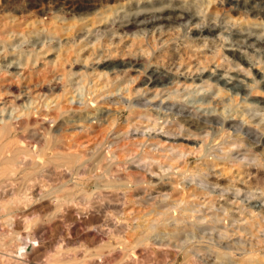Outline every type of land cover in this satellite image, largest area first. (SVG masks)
Masks as SVG:
<instances>
[{
	"label": "rangeland",
	"instance_id": "1",
	"mask_svg": "<svg viewBox=\"0 0 264 264\" xmlns=\"http://www.w3.org/2000/svg\"><path fill=\"white\" fill-rule=\"evenodd\" d=\"M32 1L0 0V121L33 110L36 114L29 125L22 123L13 137L18 144L11 147H25L21 151L41 160L48 157L51 166L38 170L40 178L34 183L20 177L0 182V264H201L196 256L207 264H264V0H91L96 1L93 8L75 13L58 7L65 6L64 1L84 0H37L42 4L34 8L28 6ZM161 6L186 9L195 18L149 29L120 27L127 19L124 14L150 13ZM203 25L213 29L197 37L194 30ZM240 54L250 62L247 70L244 64L235 65ZM142 66L165 72L173 82L167 88L142 85L147 77ZM212 71L229 72L227 77L246 74L249 95L244 98L227 87L219 91L207 79H193ZM138 101L150 104L135 105ZM170 103L227 121H244L246 130L240 135L241 131L216 125L199 137L184 136L193 140L174 144L183 142L192 150L177 158L179 148H170L173 137L167 134L178 127L167 120L172 114L165 106ZM104 111L108 114L102 116ZM146 111L159 120L139 115ZM73 115L79 120L75 125L85 124L83 130L54 131ZM66 142L80 145L78 164L86 167L72 177H62V164L47 156L64 151ZM146 151L154 158L141 160ZM244 155L256 157L248 160ZM141 172L151 184L142 182ZM37 186L44 187L42 194L30 196L28 192ZM182 195L192 203L186 204L189 209H171L169 214L181 215L179 220L188 224L189 231L196 227L199 237L185 250L168 244L140 245L137 238L145 228L141 224L148 218L161 219L156 211L167 209ZM99 226L113 231V242L90 240L88 230H101ZM34 238L37 248L20 255L17 245L25 246ZM122 238L125 244L119 241Z\"/></svg>",
	"mask_w": 264,
	"mask_h": 264
},
{
	"label": "bare ground",
	"instance_id": "2",
	"mask_svg": "<svg viewBox=\"0 0 264 264\" xmlns=\"http://www.w3.org/2000/svg\"><path fill=\"white\" fill-rule=\"evenodd\" d=\"M29 1V0H28ZM42 1V0H41ZM49 1V0H48ZM54 1H57V0H54ZM69 1H71V0H69ZM91 0H84V1H82V2H76V1H71V2H69V3H67L66 1H64L63 2V4L65 5V6H63V7H58L59 9H66V11L69 13V12H73V11H75L76 9H82V8H84V7H88L89 9L90 8H93L94 6H95V4H94V2H96V1H94V2H90ZM161 0H159V2H160ZM157 2V1H156ZM158 2V3H159ZM46 3V2H45ZM54 4H53V6L55 5V2H53ZM152 3H153V1H152ZM42 4V3H41ZM41 4H39L38 3V1L37 0H34V1H32V2H30V3H28V6L29 7H32V8H34V7H36V6H40ZM49 4V3H48ZM47 4V5H48ZM58 6V5H57ZM102 6V5H101ZM43 7H46V6H43ZM139 7V6H138ZM149 7V6H148ZM147 7V8H148ZM157 7V6H156ZM162 7V6H161ZM40 8H42V6L40 7ZM54 7H50V9L52 10ZM56 8V7H55ZM87 8V9H88ZM131 8V7H130ZM146 7H144V9H145ZM154 8V7H153ZM143 9V8H142ZM43 10V9H42ZM53 10H55V9H53ZM139 10V9H138ZM84 11H85V9H84ZM87 11V10H86ZM93 11V10H92ZM56 12H57V14H58V10H56ZM62 13V12H61ZM73 13H75V12H73ZM122 14V13H121ZM57 16V15H56ZM59 16V15H58ZM122 17H126L127 19L126 20H124V21H122L121 22V24H120V27H122V28H125L127 31H129L128 29H130L131 27H133V26H135V28H140V29H149V28H152V27H156L157 25H163V24H171L172 22H180V23H182V22H184V21H182L183 19H194L195 18V15L193 14V13H191L190 11H188V10H186V9H180V10H176L174 7L172 8V7H162V9H160V10H157V11H152V12H142L141 10L140 11H137V12H134V13H130V14H124ZM196 18H198L197 16H196ZM115 19V18H114ZM176 19L177 20H179V19H181V21H176ZM200 19V18H199ZM81 20V19H80ZM169 20H172V21H169ZM175 20V21H174ZM187 22H190V24H192L194 21H187ZM196 22H198V21H196ZM195 22V23H196ZM169 24V25H170ZM198 24V23H197ZM206 25V24H205ZM205 25H203L202 27H197L196 29L195 28H193V30L195 31V33H196V35H198L197 37H199V36H203L204 35V33L207 31V30H209V29H213V27L212 28H210L209 26L208 27H206ZM213 25V24H212ZM164 26V25H163ZM162 26V27H163ZM132 29V28H131ZM137 30H139V29H137ZM193 30H192V32H193ZM134 31V30H133ZM140 31V30H139ZM212 31V30H211ZM211 33V32H210ZM228 35V34H227ZM228 37H230V36H226V38H228ZM192 38V37H191ZM229 39V38H228ZM235 40V39H234ZM259 40V39H258ZM36 43V42H35ZM224 55V54H223ZM136 61V60H135ZM134 61V62H135ZM236 63H235V65H240V64H244V70H247V67L248 66H250V62H249V60H248V58H246V57H244L243 56V54L241 55H239V56H237V58H236V61H235ZM20 63V62H19ZM127 63V62H126ZM132 63H133V61H131L130 62V65H132ZM232 63V62H231ZM120 64H122V63H120ZM124 64V63H123ZM122 64V65H123ZM136 64V63H135ZM121 65V66H122ZM126 65V64H125ZM118 66V65H117ZM116 66V67H117ZM120 66V65H119ZM231 66H233V65H231ZM139 67V66H138ZM204 67V66H203ZM232 68V67H231ZM142 71H146L147 72V77H146V79H144V81H143V84L142 85H145L146 87H148V86H151V85H154V86H158V87H162V88H167L168 86V84L169 83H172L171 81H169V77L166 75V74H164L162 71H158V70H156V69H149V71H147V69H146V66H142ZM200 69V68H199ZM258 69V68H257ZM256 69V70H257ZM259 70V69H258ZM141 71V70H140ZM248 71H250V70H248ZM258 72V71H257ZM227 73H229V72H221V73H217L216 71H212V72H210L209 74H207L206 75V73L204 74L203 72H200V73H198L197 75H195L194 77H193V79H194V81L195 80H200V82L201 81H205V79H207L208 81H210L209 83H210V87L213 85V83H215L216 85H218V90L219 91H221V89L224 87H227V90H232V91H234V92H236V93H242L243 95H245L244 96V98H246V96H248L249 95V92H246V90H247V87H246V85H245V80H246V78H247V75L246 74H243V73H239V72H235V73H233V74H230V76H226V74ZM250 73H251V71H250ZM249 73V74H250ZM259 74H260V71L258 72ZM256 74V73H255ZM263 74V73H262ZM261 74V75H262ZM174 75V74H173ZM84 76V75H83ZM261 78V77H260ZM172 79V78H171ZM208 84V83H207ZM214 84V85H215ZM171 85V84H170ZM204 85V84H203ZM203 87V86H202ZM141 91H144V90H141ZM162 91V90H161ZM178 92H179V90H177ZM255 91V90H254ZM177 92V93H178ZM159 93H160V91H159ZM168 93H171V92H168ZM174 94H175V92H173ZM173 93H171V94H173ZM223 93V92H222ZM156 96V95H155ZM155 98V97H154ZM123 99V98H122ZM238 101V100H237ZM88 102V101H87ZM238 103V102H237ZM259 103V102H258ZM262 103V102H261ZM150 103H147V102H140V101H138V102H136L135 103V105H140V106H142V107H144V106H146V105H149ZM131 105H133V103L131 102L130 103V107H131ZM155 105V104H154ZM156 105H159V107L161 108L162 106L158 103V104H156ZM175 104L174 103H170L169 104V106L167 105V106H165V109H166V112L167 111H170V113L172 114V115H168V118H167V120L168 121H170V123L172 122V123H175L176 125L178 124V127H176L175 128V130L174 131H170V132H167V134H168V136L170 135V136H172L173 137V139H172V141L170 142V144H169V146H170V148L171 149H176V148H179V155L177 154L176 155V157L178 156H185V154H186V152L188 153L189 152V150L191 151L192 150V148L191 149H187L186 147H185V144H183V142H178L177 144H174V142L175 141H184L185 139H192L193 140V138H183L184 136L186 137H190V136H192V135H196V136H194V137H199L200 136V134H202L203 132H208V133H210V131L211 130H214V128H216V127H218V126H216V125H220L221 127H218V129H223V130H225V129H229V130H231V129H233V131H241L242 133L240 134V135H243V131H244V129L245 128H243V126H244V124H243V122L244 121H239V122H234V121H227V118H225V117H220V116H218V115H214V114H207V115H203L201 112H198V110H196L194 107L193 108H190V107H188V105H184V104H181V105H178V106H174ZM59 107V106H58ZM163 108H164V106H163ZM159 109V108H158ZM49 110V109H48ZM68 110V109H67ZM69 111V110H68ZM149 112H150V110H148ZM62 112H64V111H62ZM66 112V111H65ZM64 112V113H65ZM133 112V111H132ZM147 112V111H146ZM57 113V112H56ZM58 113H60L59 111H58ZM57 113V114H58ZM25 116L24 117H26V119H24V117H19V116H16V115H13V116H8L7 118H4V120L1 122L0 121V182L1 181H11V182H13L14 180H17V179H19V177H20V180H23V181H25V182H29V184L31 183V182H33L34 183V181H37V179H39L40 177H39V174L37 173L38 172V170H41V169H45V165L47 164V163H49L48 162V160L49 159H47V158H45V159H39L38 157H37V155H35V153H29L28 151L25 153V151L23 152V151H21V150H23V149H21L20 150V148L19 149H15V148H12L11 146H13V143H16V144H18L17 142L19 141H17V140H15V139H13V137H14V134L18 131V129L20 128V126L22 125V123H25V124H28L29 123V119L32 117V116H34L36 113L33 111V110H29V111H26L25 113H23ZM44 114V113H43ZM53 114V113H52ZM107 115L108 113L106 112V111H104L103 113H102V116H104V115ZM138 114V113H137ZM45 115V114H44ZM46 115H47V113H46ZM61 114H59V116H60ZM135 115V114H134ZM139 115L140 116H143V117H145L146 118V120H148V121H150V120H152V121H157V119L159 120V118H153L152 117V114H148V112H147V114L145 113V114H143V113H139ZM186 116V117H184V119H181L180 117L181 116ZM154 116V115H153ZM251 116V115H250ZM115 118V117H114ZM91 119H93V117H91ZM94 119H95V117H94ZM34 120H35V118H34ZM32 121V123H33V119L31 120ZM61 121V120H60ZM77 121H79V120H77V118L73 115L72 117H68V119H66L65 120V124H64V122H63V124H61L59 127H57V128H55L54 129V131L56 132V133H61L62 131H70V129H76V128H79V127H81L82 128V130L84 129V127H85V124H83V123H80V124H78V125H75L76 123H77ZM99 121V120H98ZM108 122V121H107ZM31 123V124H32ZM57 124V123H56ZM29 125V124H28ZM174 125V124H173ZM27 127V126H26ZM42 127V126H41ZM54 127V126H53ZM153 127H154V125H153ZM172 127V126H171ZM46 128V127H45ZM50 128V127H49ZM41 129V128H40ZM43 129V128H42ZM46 130H49L48 128L46 129ZM51 130H53V129H51ZM246 130V129H245ZM250 130V129H249ZM50 131V130H49ZM248 131V130H247ZM74 133V132H73ZM250 134H249V136H251V132H249ZM65 134V133H64ZM16 135V134H15ZM44 135V134H43ZM46 135V134H45ZM52 134H50V136H51ZM255 135V134H254ZM47 136V135H46ZM45 136V137H46ZM61 136V135H60ZM66 136V135H65ZM68 136V135H67ZM55 137V136H54ZM79 137H81V136H78V138ZM168 138V137H167ZM204 138V137H203ZM52 139V138H51ZM55 139H56V137H55ZM64 139V138H63ZM114 139V138H113ZM158 139L159 140H156V144L157 145H159V144H161V136H159L158 135ZM255 139V138H254ZM62 140V139H61ZM109 140V139H108ZM21 141V140H20ZM49 141V140H48ZM60 141V140H59ZM243 141V140H242ZM256 141V140H255ZM63 142V141H62ZM65 142V141H64ZM80 142H81V140H80ZM20 143V142H19ZM50 143V142H49ZM53 143V142H52ZM58 143V142H57ZM67 144H66V146L64 145V151H59V152H55V153H52V154H47V156L49 155V158H51V159H54V160H51L52 162H56V161H59L60 163H59V165L60 164H62V166H63V168H64V173L62 174V177H68V176H70V177H72L73 176V174L74 173H76L77 172V175H79L78 173L80 172V171H85L86 170V167H85V165H82V164H78V161L79 160H81L80 158H81V152L83 151H81L77 146H80V145H75L74 143H72V142H66ZM61 144V143H60ZM73 144V145H72ZM122 144V143H121ZM140 144V143H139ZM142 144V143H141ZM58 145V144H57ZM96 145V144H95ZM118 145H120V144H118ZM15 146V145H14ZM152 146H154V144L152 145ZM23 147V146H22ZM21 147V148H22ZM75 147V148H74ZM48 148V147H47ZM73 148V149H72ZM31 149V148H30ZM133 149H135V148H133ZM154 149V148H153ZM223 149H224V147H223ZM40 150V149H39ZM45 150H47V149H45ZM63 150V149H62ZM71 150H73V151H71ZM252 150V149H251ZM57 151V150H56ZM132 151V150H131ZM148 151V150H147ZM146 151V153H144L143 155H142V157H141V160L142 159H145V158H154V157H152V156H150L149 154H147V153H149V152H147ZM247 151V150H246ZM41 152V151H40ZM178 152V151H177ZM177 152H175V153H177ZM251 152V151H250ZM37 153H39V152H37ZM246 153V152H245ZM254 153V152H253ZM83 154V153H82ZM119 154V153H118ZM121 154V153H120ZM174 154V153H173ZM40 155V154H39ZM169 155V154H168ZM175 155V154H174ZM254 155V154H253ZM175 157V158H176ZM177 157V158H178ZM239 157V156H238ZM256 157V156H255ZM255 157H252V156H248V155H244V158H246V159H248V160H254L255 159ZM186 158V157H185ZM184 158V159H185ZM172 159H173V157H172ZM241 159V158H240ZM88 161V160H87ZM86 161V162H87ZM257 161V160H256ZM150 162V161H149ZM148 162V164H152V162L151 163H149ZM57 163V162H56ZM248 163V162H247ZM51 164V163H50ZM49 164V165H50ZM58 164V163H57ZM84 164V163H83ZM88 164V163H87ZM48 165V164H47ZM48 165V166H49ZM53 165V164H52ZM56 165V164H55ZM112 165V164H111ZM51 166V165H50ZM61 166V165H60ZM146 166H147V163H146ZM54 167V166H53ZM57 167V166H56ZM89 167V166H88ZM87 167V168H88ZM171 167V166H170ZM48 168V167H47ZM46 168V169H47ZM94 168V167H93ZM53 169V168H52ZM58 169H59V167H58ZM61 169V168H60ZM89 169V168H88ZM144 169V168H143ZM54 170V169H53ZM121 171V170H120ZM130 171V170H129ZM40 172H42V171H40ZM90 172H91V170H90ZM21 175H20V174ZM43 173V172H42ZM44 173H45V171H44ZM60 173V172H59ZM82 173V172H81ZM142 173V172H141ZM150 173H152V172H150ZM100 174V173H99ZM146 174V173H145ZM145 174H143L142 173V177H140L141 178V180H142V182H144V183H150L151 181L149 180V178H146V176H145ZM76 175V174H75ZM83 175V174H82ZM81 175V176H82ZM141 175V174H140ZM80 176V177H81ZM44 178H45V176H43ZM42 177V178H43ZM75 177V176H74ZM73 177V178H74ZM41 178V179H42ZM139 178V179H140ZM60 179V178H59ZM86 179V178H85ZM99 179V178H98ZM129 179V178H128ZM18 181V180H17ZM62 181V180H61ZM78 181V180H77ZM90 181V180H89ZM70 182V181H69ZM141 182V181H140ZM139 182V183H140ZM15 184H16V182H14ZM1 184V183H0ZM20 184V183H19ZM28 184V185H29ZM37 184V183H36ZM36 184H34V186L36 185ZM63 184V183H62ZM79 184V183H78ZM81 184V183H80ZM151 184V183H150ZM13 185V184H12ZM37 185H39V184H37ZM130 185V184H129ZM144 185H146V184H144ZM203 184H201L200 186H202ZM7 186H9V185H7ZM17 186V185H16ZM41 186H43V185H41ZM147 186V185H146ZM149 186V185H148ZM206 186V185H205ZM5 187H6V185H5ZM26 187H27V185H26ZM203 187V186H202ZM11 188V187H10ZM16 188V187H15ZM29 188V187H28ZM147 188V187H146ZM201 188V187H200ZM205 189H206V187H204ZM13 189V188H12ZM11 189V190H12ZM24 189H26L27 191H29V189H27V188H24ZM43 189H44V187H40V186H37V187H33L28 193L30 194V196H36V195H40V194H42V191H43ZM83 189V188H82ZM1 190V189H0ZM8 191L10 190L9 188L7 189ZM25 190V191H26ZM54 190V189H53ZM125 191V190H124ZM180 191V190H179ZM13 192V191H12ZM126 192V191H125ZM15 193V192H14ZM205 193V192H204ZM75 194V193H74ZM122 194V193H121ZM194 194V193H193ZM73 195V194H72ZM71 195V196H72ZM75 195H77V194H75ZM123 195H125L124 196V198L126 197V194L124 193ZM122 195V196H123ZM169 195V194H168ZM184 195V194H183ZM182 195V196H183ZM192 195V194H191ZM196 195V194H195ZM69 196V195H68ZM131 195H129L128 197H130ZM162 196V195H161ZM121 197V196H120ZM127 197V198H128ZM165 197H166V195H165ZM169 197V196H168ZM74 198H75V196H74ZM123 197H121V199H122ZM133 198V197H132ZM170 198V197H169ZM176 198V197H175ZM179 198V197H178ZM68 199H69V197H68ZM72 199V198H71ZM167 199V198H166ZM62 200H63V204H65V200H67V196H64V197H62ZM156 200V199H155ZM164 200H165V198H164ZM163 200V201H164ZM179 201H176V199H174V201H176L175 203H173L170 207L168 206L167 207V209H165V210H160V211H158L156 208V212L157 213H160V214H162V217H161V219H162V226L160 225V223H161V219H160V217L159 218H155L154 220H155V222L153 221V222H151V221H148V220H150L149 218H148V222L147 221H145V224H141V226L142 227H145L140 233V235L138 236V243H140V245H143V244H153V245H156V247H157V244L159 245H161V244H168V245H175L178 249H180V250H185L186 248H187V243H190L191 241H193V240H195L194 238H196V237H199V235H198V232H197V230L195 229V228H193L191 231H189L188 230V224L187 223H184L183 224V222H184V220H179L180 218H181V215L179 216L180 218H178V216H176V215H171V214H169V210H171V209H173V211H175V210H177V209H181V210H186V209H189L188 208V206H186V204H190V203H188L189 201H185V198H184V196L182 197V198H179L178 199ZM187 200V199H186ZM122 201V200H121ZM126 201V200H125ZM160 201V200H159ZM166 201V200H165ZM60 203H61V200L59 201ZM58 202V203H59ZM120 202V201H119ZM119 202L117 203V204H119ZM184 202V205L182 206V203ZM125 203V202H124ZM67 204V203H66ZM192 204V203H191ZM190 204V205H191ZM67 205H70V204H67ZM123 205V204H122ZM125 205H126V203H125ZM157 205H159V204H157ZM165 205V204H164ZM196 205V204H195ZM116 206V205H115ZM161 206V205H160ZM166 206V205H165ZM121 207V206H120ZM164 207V206H163ZM198 207V206H197ZM115 208V207H114ZM61 209V208H60ZM161 209V208H160ZM197 209V208H196ZM79 211V210H78ZM127 211V210H126ZM131 211V210H130ZM150 211V210H149ZM155 210L153 209V211L152 212H154ZM72 213H73V211H71ZM125 212V211H124ZM151 212V211H150ZM156 212H154V214L156 213ZM55 213H57L56 211H55ZM76 213V212H75ZM75 213H74V215H75ZM118 213V212H117ZM116 213V214H117ZM85 214V213H84ZM89 214V213H88ZM88 214H87V216H88ZM122 214V213H121ZM173 214V213H172ZM179 214H181L180 212H179ZM63 215V214H62ZM79 215H82L81 213L80 214H78V217H79ZM86 215V214H85ZM89 215H91V213L89 214ZM159 215V214H158ZM75 216H77V215H75ZM184 216V215H183ZM186 216H188V215H186ZM91 217V216H90ZM129 217V216H128ZM158 217V216H157ZM124 218H126V217H124ZM184 218V217H183ZM134 219H135V217H134ZM133 219V220H134ZM117 220H118V218H117ZM146 220V219H145ZM152 220H153V218H152ZM170 220V221H169ZM114 221V220H113ZM130 221V220H129ZM112 222V221H111ZM121 222H123V221H121ZM147 222V223H146ZM186 222H187V220H186ZM133 223V222H132ZM78 224V223H77ZM106 224V223H105ZM110 222L108 223V227H110ZM119 224H120V222H119ZM118 224V225H119ZM182 224H183V226H182ZM190 224V223H189ZM56 225H58V224H56ZM115 225H117V224H115ZM117 225V226H118ZM121 225H122V223H121ZM161 227H160V226ZM181 225V226H180ZM191 225H194L193 224V222H192V224ZM64 226V225H63ZM75 225L73 224V227H74ZM78 226H79V224H78ZM104 226V225H103ZM120 226V225H119ZM139 225H136V227H138ZM199 226V225H198ZM101 226H99V228H100ZM107 227V228H108ZM113 227H115L114 225H112V228ZM123 227H125V226H123ZM134 227V226H133ZM142 227H140L139 226V228H142ZM159 227H160V229H159ZM190 227V226H189ZM192 227H194V226H192ZM191 227V228H192ZM77 228V227H76ZM95 228V227H94ZM90 229V230H88V232H90V234H89V236H90V240L92 241V242H96V243H98V244H100L99 242H103L104 243V241H109V242H113V237H111V236H113L112 235V233H113V231H111V230H106V231H108V232H106V231H104V230H102L101 228V230H95V229ZM132 228V227H131ZM200 229V228H199ZM74 230V229H73ZM86 230V229H85ZM113 230H115V229H113ZM131 231H132V229H130ZM134 230V229H133ZM135 230H136V228H135ZM134 230V231H135ZM139 230V229H138ZM202 230V229H201ZM121 231V230H120ZM137 231V230H136ZM203 231V230H202ZM133 232V231H132ZM152 232H155V236H152V234L150 235V233H152ZM160 232H164V235L163 236H161V235H159V233ZM116 233V232H115ZM118 233V232H117ZM117 233H116V235H117ZM134 233V232H133ZM133 233H132V235H133ZM111 234V235H110ZM121 234H122V232H121ZM128 234V233H127ZM131 233H129L128 235H130ZM139 234V233H138ZM154 234V233H153ZM160 234H162V233H160ZM119 235V234H118ZM182 235H185V239H181L182 238ZM87 236V235H86ZM136 236H137V234H136ZM118 237V236H117ZM128 237V236H127ZM154 237V238H153ZM124 238V237H123ZM123 238L122 239H120L119 241L121 242V240L123 241ZM106 239H108V240H106ZM117 239V238H116ZM129 239V238H128ZM212 239V238H211ZM126 240V239H125ZM124 240V241H125ZM215 239L213 238L211 241H213V242H215V243H218L217 241H214ZM115 241V240H114ZM128 241V240H127ZM129 241H131V240H129ZM36 242H37V240L34 238V239H30V241H28L26 244H24L25 246H23V245H17L18 246V251H19V253H20V255H25V254H29V253H31V252H33L36 248H37V244H36ZM126 242V241H125ZM125 242L124 243H122V244H125ZM132 242V241H131ZM130 242V244L129 245H131L132 243ZM135 242V241H134ZM212 242V243H213ZM39 243V242H38ZM102 243V244H103ZM107 244V243H106ZM110 246H112L111 245V243H108ZM119 243H117V245H118ZM149 244V245H150ZM229 244V243H228ZM114 245V244H113ZM128 245V246H129ZM136 245H137V243H136ZM139 245V244H138ZM148 245V246H149ZM159 245V246H160ZM219 245V244H218ZM66 246H67V244H66ZM69 246V245H68ZM104 247H108V246H105V245H103ZM121 246V245H120ZM147 246V245H146ZM145 246V247H146ZM221 246V245H220ZM63 247V246H62ZM72 247V246H71ZM122 247H126V246H122ZM190 247V246H189ZM192 247V246H191ZM190 247V248H191ZM219 247V246H218ZM69 248V247H68ZM113 248H114V246H113ZM129 248V247H128ZM149 248V247H148ZM148 248H146V249H148ZM150 248H152V246L150 247ZM154 248V247H153ZM25 249V250H24ZM63 249V248H62ZM122 249V248H121ZM201 249V248H200ZM206 249H208V247L206 248ZM24 250V251H23ZM112 250V249H111ZM124 250H127V248H125ZM173 250H175V249H173ZM196 250V249H195ZM198 250V249H197ZM17 251V252H18ZM109 251V250H108ZM122 251V250H121ZM63 252V251H62ZM98 252V251H97ZM100 252H101V250H100ZM106 252V251H105ZM104 252V253H105ZM112 252V251H111ZM198 252V251H197ZM91 253V252H90ZM122 253V252H121ZM185 253H189L188 251H186ZM219 253V252H218ZM88 254V253H87ZM92 254V253H91ZM91 254H90V256H91ZM94 254H95V252H94ZM98 254V253H97ZM105 254H107V253H105ZM104 254V255H105ZM99 255V254H98ZM218 255V254H217ZM216 255V257H218V258H220V260H222L221 258V256L220 255H218L217 256ZM69 256V255H68ZM92 256H93V254H92ZM107 256V255H106ZM112 256V255H111ZM190 256V255H189ZM102 257V256H101ZM85 258H86V256H85ZM99 258V257H98ZM104 258H106V257H104ZM103 258V259H104ZM201 258V257H200ZM224 258V257H223ZM81 259H83V258H81ZM100 259V258H99ZM202 259V258H201ZM201 259H199V257L198 256H196V258H195V260H199V261H201L200 263L201 264H207L208 262L207 261H203V260H201ZM208 259V258H207ZM217 260V259H216ZM65 261V260H64ZM77 261V260H76ZM101 261V260H100ZM110 261V260H109ZM95 262V261H94ZM107 262V261H106ZM57 263V262H56ZM97 263H99V262H97ZM101 263H102V261H101ZM103 263H105V262H103ZM111 263V262H110Z\"/></svg>",
	"mask_w": 264,
	"mask_h": 264
}]
</instances>
